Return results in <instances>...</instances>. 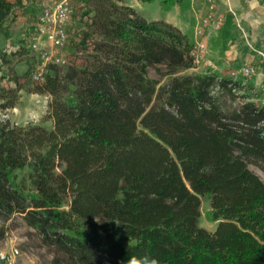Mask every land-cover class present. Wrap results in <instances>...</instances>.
Here are the masks:
<instances>
[{
    "label": "trees",
    "instance_id": "16d2710c",
    "mask_svg": "<svg viewBox=\"0 0 264 264\" xmlns=\"http://www.w3.org/2000/svg\"><path fill=\"white\" fill-rule=\"evenodd\" d=\"M148 2L151 0H141ZM11 10L0 0V27ZM99 39L86 63L51 65L31 90L51 95L52 127L0 120V213L23 215L55 243L52 264H264V105L242 93L221 109L213 88L232 97L250 87L216 73L176 75L156 87L149 66L194 65L193 43L174 24L111 3L91 19ZM0 50V61L6 63ZM0 88L14 106L21 84ZM65 91L75 98L68 103ZM28 168L32 194L13 172ZM210 195L213 231L198 225ZM70 208H62L66 198Z\"/></svg>",
    "mask_w": 264,
    "mask_h": 264
},
{
    "label": "rangeland",
    "instance_id": "374dc122",
    "mask_svg": "<svg viewBox=\"0 0 264 264\" xmlns=\"http://www.w3.org/2000/svg\"><path fill=\"white\" fill-rule=\"evenodd\" d=\"M9 1L11 2L10 13L3 20L0 27V50L7 54L6 63L0 65V88L15 87V83L10 80V77L14 74L18 75L21 88L17 93L18 97L13 107L6 109L0 107V120L7 119L11 124L18 125L41 124L51 128V119L45 117L51 95L47 92L36 93L31 91L36 85L32 79V74L41 59L37 53L27 48L26 38L33 29L41 9L52 5L58 0ZM68 1L71 6V17L66 27L68 42L60 50V53L66 58V64L63 66L52 65L61 73L69 65L81 67L86 63L87 56L91 53L93 41L99 39V35L96 34L91 24L93 15L105 16L109 12L111 3L125 4L133 7L148 20L173 19L182 26L189 41L193 43V49H196L199 43L204 45V52H202L200 61L187 69L170 72L163 64L149 66L147 75L150 79L156 81V87L167 84L176 75L216 73L219 76L239 80L250 87L249 90L237 91L234 97L219 91L217 87L213 88V94L218 97L221 109L226 112L237 109L241 101L244 100V98L238 96L242 93H248L250 99H253L259 105H264L263 54L260 51L252 50V47L247 44V53L249 54V51L256 52L255 55L260 57V61L255 56L250 57L249 55L246 56L247 59L244 57L246 64H243L244 61L239 57L231 62L226 59V56L236 57L239 55L237 53L238 47L232 45L234 43L231 38L234 36L235 31L241 28L238 15L235 12L238 0ZM208 14L212 15L214 21L220 18L218 27L211 21L208 23L203 22ZM170 23L174 24L173 22ZM198 30H201V33H198ZM225 40L227 42L230 40L231 45L225 44ZM242 65H252L256 73L249 76H243L239 72L236 76L230 75L232 70L237 71ZM50 68L51 65L48 67L47 73ZM61 96L68 103L75 102V98L68 91L63 92ZM248 167L264 182V162H249ZM28 171V168L14 170L13 181L20 185L23 193L32 194L34 188L28 177ZM62 208L66 210L70 208L69 197L66 198ZM199 211L198 225L213 231L217 220L212 217L209 194L200 196ZM11 247H16L19 250V264H52L55 257L61 256L56 244L45 239L37 228L28 225L22 214L14 212L6 217L0 213V248L10 249ZM103 264L111 263L104 260Z\"/></svg>",
    "mask_w": 264,
    "mask_h": 264
},
{
    "label": "built area",
    "instance_id": "2783aa9c",
    "mask_svg": "<svg viewBox=\"0 0 264 264\" xmlns=\"http://www.w3.org/2000/svg\"><path fill=\"white\" fill-rule=\"evenodd\" d=\"M71 17V6L68 0H58L52 5L41 9L33 29L26 38L27 48L37 53L40 56V63L35 72L32 74V79L36 84H43L47 69L50 65L63 66L66 64V58L60 53V50L68 42L67 23ZM219 19L214 21L212 15L208 14L203 19L204 23L213 22L215 26H219ZM216 22V23H215ZM201 33V30H198ZM204 45L199 43L196 49H193L191 54L194 58V64L198 63L202 58ZM243 76H249L256 73L255 68L249 65H242L237 71H231L230 75L236 76L237 73ZM19 250L16 247L10 249L0 248V263L1 264H19Z\"/></svg>",
    "mask_w": 264,
    "mask_h": 264
},
{
    "label": "crops",
    "instance_id": "0c3cea01",
    "mask_svg": "<svg viewBox=\"0 0 264 264\" xmlns=\"http://www.w3.org/2000/svg\"><path fill=\"white\" fill-rule=\"evenodd\" d=\"M235 12L238 15L241 28L237 29L233 34L234 36L231 38L234 43L232 45L238 47L237 53L239 55L236 57L226 56L227 61L231 62L239 57L244 61L243 64H246L247 55L250 57L255 56V58L260 61V57L255 54L257 51H260L264 56V0H238L235 6ZM166 20L173 22L178 28L185 32L182 26L173 19ZM227 38L229 39V37ZM230 40H228V42L225 40V44L231 45L229 42ZM247 44L252 47V50H256V52L249 51L250 53L248 54ZM242 54H244V56H242Z\"/></svg>",
    "mask_w": 264,
    "mask_h": 264
},
{
    "label": "clouds",
    "instance_id": "9594fccd",
    "mask_svg": "<svg viewBox=\"0 0 264 264\" xmlns=\"http://www.w3.org/2000/svg\"><path fill=\"white\" fill-rule=\"evenodd\" d=\"M127 264H144V261L141 259H138L135 256H132L128 259ZM151 264H158V261L152 260Z\"/></svg>",
    "mask_w": 264,
    "mask_h": 264
}]
</instances>
